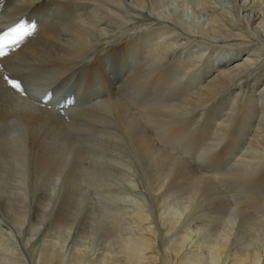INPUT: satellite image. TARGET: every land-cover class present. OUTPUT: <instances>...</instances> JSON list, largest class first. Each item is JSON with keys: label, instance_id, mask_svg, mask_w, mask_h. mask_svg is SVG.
I'll return each mask as SVG.
<instances>
[{"label": "bare ground", "instance_id": "bare-ground-1", "mask_svg": "<svg viewBox=\"0 0 264 264\" xmlns=\"http://www.w3.org/2000/svg\"><path fill=\"white\" fill-rule=\"evenodd\" d=\"M5 1L8 4L5 6V10L6 9L7 10L4 12L3 14L4 16L2 17L3 20L2 25L4 27H7L13 24L16 20H19L21 17L26 15V12L29 10H31L30 19H32L34 16H40V14L43 15L45 14L48 16L47 18L48 20H45L44 23L41 24L40 27L38 28L37 30L38 37L36 39L30 41L22 50L15 53L14 55L0 60V65H1L0 67V132L3 129H5V127L7 126L16 127L14 129L17 135L13 133V135L15 136L12 137V139L10 140L11 141L10 146H13V143L23 144L22 149H24L27 152L25 153L24 150H23L24 152H21V157H22V162L24 163V167L27 163L29 164L30 162L31 164L32 162V166L35 167L37 173H39L40 171H46L51 173L57 168L58 166L57 162L60 161V160L57 161L56 160L57 158L54 157L55 149L53 147L61 146L62 148L63 146L66 145L68 146L67 147L68 152L66 151L67 153L65 155L64 163L61 164L62 166L59 168L60 170L56 172L57 174L55 175L54 173V175L52 176V179L55 178V181L53 185L50 186V189L52 191L50 192L49 201L46 205V208L43 211V216L41 219L42 225L45 223H49V221L51 220L57 203L56 201L57 192L59 191L60 186L63 185L65 179H67L68 182V183L66 182V185H69L68 187L69 194H72L71 189H74V185L76 183L78 184V181L76 180L78 179V177H80L81 173H83V172H79L78 162L79 161L82 162L83 160V164H84L85 162L84 160L88 158L86 155L88 154L87 151L89 150V148L92 147L91 145L96 144V142H98L99 145L110 146L111 150H115V148L117 149V147H119L120 145L118 152L121 151L122 153L125 152V148H123L124 146L127 147L131 145L132 146L131 148L133 149V152L137 157L140 166L143 167L142 169H144V171H146L147 174L156 172L161 174V176H163L161 182L157 185L156 192L163 191L162 189H165V187H169L170 189L172 188L176 191L181 192L182 190L185 191L188 185H191L193 186V190H196L197 193H201V194L207 193V195L208 194L210 195L211 193H213V191H219L220 194H224V195L226 194L223 193L224 192L223 190L220 192L219 189L221 187L219 186V184L222 183L221 185H223V182L219 181L220 183H217L218 178L226 177L228 174L232 175L233 174L232 169L235 166H238L239 169V167H241L239 161L240 162L243 161V159L245 158V153H243L244 157L241 155L239 156L238 162H236L235 165H232L230 168H228L229 171L217 177L215 176L216 180H214L212 177L209 178L204 177L203 175H201L202 173L201 174L196 173L195 170L193 169V166H188L185 163L180 162V160H178L180 158L178 155L171 156V154H169L170 155L169 156V155H165V152L162 153L163 151L161 152V148L154 142L155 136H158V140H159L161 134H163V131L164 132L166 131L163 134L164 137L167 136V138L172 141H177L182 139L185 144L190 143L195 146L196 144L199 143V141H202L204 137L206 138L207 136H212L213 133V135L216 136L215 138L216 144L213 145L212 147L205 146L208 147L205 148V150H207L208 152L206 156H204L205 154L204 155L202 154V156L201 154L200 156L197 155V157L199 156L200 158L204 156L203 159L207 164V167L209 166L210 161H211L210 164L212 166L215 164V162L220 160L217 154H220L219 148L221 146L223 148L220 151H224L226 150V147L228 148L236 143L239 144L241 143L240 137L242 136L246 138L245 139L246 141H249L248 144H252V142L259 144L260 141L262 140V145L264 146V123H263L264 111L261 112L260 114L261 117L259 116L260 118H262V120L260 118H257L258 122L255 123L254 127L248 125V124H253L254 122L253 115L257 116V110H258L257 106L259 105V100L261 101V106H264V72L263 73L261 72L264 71V59H262V57L264 58V36L262 34L264 33V0H230V3L232 5L231 8H234L233 10L230 9L232 12L234 11V13H231V16H233L232 17L233 20L230 21L229 18L225 19L226 17L225 15L217 16L215 14L216 16L215 17L213 16L212 18L213 20L215 19V21H218L220 25L215 24L214 26H216V28L212 33L209 32L208 28L206 29V27L201 31L196 29L194 26L196 24L200 25L201 24L200 22H202L204 16L201 19L200 17L196 16L197 14H194L193 15L194 18H192L193 16L191 17V15L187 14L190 17L189 18L187 16L188 20H186V23L189 24L187 25L184 23L187 17L177 16L175 18H171L172 16L168 15L170 11L169 9L171 8H169L167 5L162 6V4L161 6H159L155 2L156 0H5ZM163 1L165 0H161V2ZM209 1L207 0L206 4H202L206 6L203 8L204 12H209L211 10L210 5H212L213 2L212 1L209 2ZM213 1H219V0H213ZM183 2L193 4L195 3V0H184ZM167 7L168 9H165ZM197 7L200 8V4H198ZM225 9L222 10L223 14H228L229 11H227V8ZM185 11L187 12V10ZM166 21L169 22L170 24L180 27L182 30H184L187 33L185 34L184 32L185 35H189L188 37H193V36L197 37L196 34L199 33L200 35L202 34L205 35V37H208L209 39L208 41L221 42L223 44H231V45L235 44V46L238 47L237 51H228V52L220 51V53L218 54H216L217 51H215L213 53L211 52L208 54L207 51L210 48H204L203 50H198L194 52V54L192 56H189L188 58L181 59V61L184 64L179 62L176 63V65H174L172 64L174 62V57H172V59L169 58L170 61H167L166 59H164L163 52H165L166 49L167 50L169 49L170 52L168 53L171 54L172 53L171 48H173L175 54L177 52V50L175 51V47L177 48L181 45L183 46L184 42L178 39L177 41L174 40L175 42L173 41L172 45H168V44H167L168 46L165 45L170 37L169 35L174 33V31L173 33H171L172 31L171 32L169 31L168 29L169 24L167 25L165 23ZM161 25H163L164 29L165 28L168 29L166 35H163L162 37H161L162 35ZM154 32L160 33L161 35L159 37H155V36L150 37V35H152ZM208 33L210 34V36H208ZM179 35L182 36V34L180 33ZM191 41H197V40H195V38H192ZM240 42H243L245 44H242ZM205 44H207V42H204V45ZM261 51L262 54L260 53L261 54L260 55L259 52ZM136 53L138 54L136 55ZM176 54L173 56H177ZM131 55L132 56L135 55L136 60L133 59ZM167 56L168 55H166V57ZM90 60H95V62L89 64L88 62H90ZM131 62L134 63V65ZM81 66L82 68H80ZM197 69L198 72L199 71L200 72L197 73L198 75H195L197 77L193 75L192 79H194V81L192 83V81L188 79V76L190 75V73L192 74L193 71H197ZM71 73H72V77L77 74H81L83 75L84 80L86 79L87 82L89 81L88 83L89 85H86L87 87H85V89L88 91H86L85 93H89V91L92 90L93 93L87 99L90 102L89 104L86 105V107L88 106V108H86L85 111H79L77 107H69V108L63 107L62 110L61 108L58 110L59 107L49 108L50 104H46V105L41 104L40 100L36 97V94L38 92L37 90L40 89L42 92H45L47 88H51L49 86L54 87L59 82L63 83L64 81H67L66 83H69V80L66 79ZM6 75H11L12 77L23 80L25 82L26 85L25 92H27L28 94L27 98L22 97L21 93L6 85L4 81V77ZM238 75H241V77H238ZM199 86L200 87L202 86L201 88L202 90H199L200 89ZM194 87H196L198 91L193 92L192 90ZM182 90L184 91V93H182ZM187 91L188 92L191 91L193 94L190 97L192 101H190V98L188 97L190 102L187 103V105L197 107L198 104H200L199 106L200 109H202L201 104L203 103V101L207 99L209 102L208 105L214 108L213 104L216 101H218V99H220L222 95L226 94L229 91H231L232 93L237 91L238 93L235 97H233L232 99L233 102L230 103L229 105L227 103H224V105L221 106L223 104L222 103L221 105L216 107L218 111L217 110L212 111L210 110L209 107L206 108V106H208L206 105L205 113L201 115V118L202 116L203 118L197 123H195L196 122L195 119L193 121L191 120L192 122L195 121L194 122L195 126H193L194 125L193 123L192 124L188 123L191 124V126L193 127L188 128L178 125L172 128L171 125L169 126L167 125L165 127V130H161V126H162L161 125V126H157V128L155 129L156 134L155 133L149 134L148 133L150 129L149 125L151 123H149L147 116H145L146 108L147 110L150 108L152 112H155L153 120L154 123H157L158 122L157 114L158 113L160 114L159 111L161 110V105L172 101H174L175 104V101H177L180 96L182 97V94L184 95ZM248 92L252 93V96L251 95L249 96H251L250 102L251 104H253L254 109H250V107L252 106L250 107L248 106L247 108L246 105H243L245 104L244 103L245 101L243 100L244 94ZM79 93H81V88L79 89ZM190 93L187 94L189 95ZM103 101L104 104L102 103ZM163 106L164 105H162V107ZM169 106L171 107V105H168V107ZM173 106L174 105H172V107ZM228 106L229 109L224 111L225 108L227 109ZM184 109H187V107ZM243 110L245 111L244 113ZM166 111L168 110H165V112ZM60 112H63L64 115L68 116L69 118L66 119L65 116H63ZM175 112L177 111L175 110ZM175 112L174 114H179V112L178 113ZM130 113L133 115L132 117H130L131 115ZM188 113L190 115L191 112L189 111ZM192 113L194 114V112ZM155 115L157 119L155 118ZM183 115L186 114H182V116ZM134 116L135 118H138V124L137 122L134 121L135 119ZM215 116L216 117L218 116L219 118L218 117L215 118ZM189 117L190 116H188V118ZM159 118L161 119L162 117L159 116ZM190 118H194V117H190ZM213 119L215 123L212 122ZM143 124L145 126H143ZM213 124L216 127H218L217 130H213ZM247 126L249 127L251 126V129L249 130L248 127V129L245 131V128ZM234 131L237 132L236 136L238 137V140L237 138L234 137ZM109 138L112 139V141H115V143L110 142L112 145H108L107 143L109 142V140L106 139ZM1 141L2 140H0V146L1 145L3 147L9 146V142H5V140L3 142ZM178 142L180 143V141ZM224 143H226V145ZM205 145H209V144H205ZM167 147L169 148V146ZM63 150L65 151L64 147ZM82 150H84V152H82ZM244 151L249 152L248 150L247 151L244 150ZM126 152H128V150ZM166 154L168 153L166 152ZM262 158H264V156ZM262 163H263L262 168H264V159L259 162V164L261 165ZM80 164L83 167V164L82 163ZM71 166L73 167V169L71 170L70 176L67 175L64 176L67 169L69 167L72 168ZM242 167L246 169L244 165ZM246 167L248 168V164L246 165ZM256 167L257 166H255V168ZM238 169L236 168L235 170L238 171ZM251 170L254 169H252L251 167ZM252 172L253 171H251V173ZM258 172L255 173L258 174ZM248 173H250L249 170ZM114 175L118 176L119 174L117 175L116 173H114ZM70 177L71 179L69 180ZM75 177H77V179ZM253 177L254 176L250 178ZM256 177L258 178V176ZM119 178L118 180L120 181L121 179ZM245 182H246L245 180L242 181V179H237L234 181H230V183L228 184L231 185V188L233 190L235 189L234 191L237 190V192H240L242 190L246 191V189L249 190L248 189L249 187L245 185L247 182L246 183ZM174 190H172V192L170 190V192L173 193ZM230 192L231 191H229V194H232ZM219 193L217 192V194ZM156 194L158 195L160 193L157 192ZM189 194L190 193L188 192L187 195ZM215 196L218 195L215 194ZM191 197L195 199L199 196L194 192ZM223 199L225 200V197ZM229 199H233V198H229ZM235 199L236 198H234L233 200ZM244 199H247L246 195ZM68 201L69 200L66 199L64 203ZM217 201L219 200L217 199ZM70 204L72 203L70 202ZM84 204H86L85 201L82 202L80 206L82 207V205L84 206ZM224 206L225 205L223 204L222 207L224 208ZM65 207L67 208L68 204L65 205ZM236 207L233 208V211L234 209H236L237 211L240 210L239 208ZM256 208L258 209V207ZM63 209H61V212H64ZM258 210H260V208ZM219 212L221 213V211ZM222 212L224 213V211ZM62 214L59 213L58 217L56 216L58 218L56 219L57 222L62 221L61 220L63 217ZM78 214L81 215V212L78 213L77 211V213H75L71 217L72 222L70 223V225H68L69 226L68 229L71 231L75 228L76 225H78L80 221V218H77L79 216ZM135 214L136 215L134 217V220L140 221L139 224H141L142 226H140L139 224L138 225L140 226L141 230H143V231L139 230L141 231L142 234L141 237L139 236L138 237L140 239L146 240L148 242V245L151 246L150 243L156 242L155 235L151 233L152 230L147 225V223L150 222L151 220L149 221L150 218L148 216L145 217L144 215L142 216L139 213H135ZM210 214H212V212ZM26 215L27 214L24 213L23 217L25 218ZM209 218L211 217L209 216ZM244 218L245 219H243L242 222L241 221L240 222L245 227L246 226H249V228L251 227L252 231L254 230L256 231L258 229V231L260 230L261 232L262 231L264 232V224H263L264 222L262 223L261 221H257L256 218L253 219L249 216ZM232 219L228 222V224H226V228L228 227V230L226 229L227 236L225 240H221L223 239V237H221V239H217V241H214L212 243L211 248H208V250H210L208 253L209 255L208 258L211 259L210 264H220V261L228 254V245L232 241L231 239L232 232H234L236 228L235 224L237 223V220H232ZM223 220L224 219H222V222ZM155 233L156 232H154V234ZM188 235L191 234L188 233ZM184 238H188V236H185ZM88 239L89 238H87L86 240L88 241ZM137 244L138 243L136 242V246ZM60 245L61 244H58L57 242L56 244L55 243L52 244L53 247H58L59 249L61 248ZM251 245L252 244L246 246L244 250H242L241 247H240L241 249L239 248L240 250L239 249L234 250L231 254L232 255L231 264H264V253L261 251L262 248H259V246L257 248V246L255 247ZM152 246L149 247V249H151ZM202 246L203 245H201V247ZM205 246H203V248ZM46 249L49 251V248ZM85 250L87 249L85 248ZM85 250H79L78 256L80 255L81 252L83 253L82 255L85 256L84 254ZM138 251L140 252V250ZM49 253L47 254V257L52 258V255L51 254L49 255ZM92 253H94V251ZM74 255L76 256V254ZM120 255L122 254H119V256ZM129 256H132V254L129 253ZM81 257L83 256H80V258ZM199 258L202 259V257ZM227 259H229V257H227ZM45 260L47 264H50L54 261V258L50 259L49 261L48 258H45ZM141 260L142 259L140 258V261ZM199 260H197V262L199 263L204 261V260L203 261H199ZM142 264H146V263H142ZM204 264H209V263H207L206 261Z\"/></svg>", "mask_w": 264, "mask_h": 264}, {"label": "rangeland", "instance_id": "rangeland-1", "mask_svg": "<svg viewBox=\"0 0 264 264\" xmlns=\"http://www.w3.org/2000/svg\"><path fill=\"white\" fill-rule=\"evenodd\" d=\"M183 1L184 0H178V1L175 0L174 2V0H165L163 1L164 2L163 3L161 2V0H156L155 2L159 6H161L162 4V6L167 5L169 8H171L169 9L170 11L168 14L172 16L171 18H175L177 16L187 17L188 16L187 14L191 15V17L194 14H197L196 16L200 17L201 19L204 16L202 22H200L201 23L200 25L198 24L194 25L196 29L201 30V31L206 27V29L208 28V31L212 33L216 28V26L214 25L215 24L220 25L218 21H215V19L213 20L212 18L213 16L215 17L216 15L217 16L225 15L226 16L225 19L229 18L230 21L233 20L232 18L233 16H231V13H234V11L232 12L231 10H233L234 8H231L232 5L230 3V0H219V1L210 0L213 2L212 5L214 6L210 5L211 10L209 12H204L203 8L206 6L202 5V4H206L207 0H195V3L193 4H189ZM221 1H224V2H221ZM226 1L227 2L229 1V2L227 3ZM198 4H200V8L197 7ZM219 6H222V7H219ZM168 7L165 9H168ZM212 7L214 11L216 12L213 11ZM225 8H227V11H229L228 14H223L222 10H224ZM185 10H187L188 13ZM188 17L187 19H185V22H184L187 25H189L188 23H186V20H188ZM192 18H194V16ZM211 21L213 24L211 23ZM165 23L167 25L169 24L168 25L169 27L168 26L166 27H168L170 32L172 31L171 33H173L174 31L173 34L169 35L170 37L167 40L165 45L167 44L172 45L173 41L174 40L177 41L178 39L182 40V42H184V44L186 45L185 46L183 44V46L181 45L177 48L175 47V51L177 50L176 52L177 54L176 53L175 54L177 56H173L175 55L173 48H171V51H172L171 54L168 53L170 52L169 49L168 50L166 49L165 52H163L164 59H166L167 61H170V59L174 57V62L172 63L174 65H176V63H179V62L183 63L181 59L188 58L189 56H192L194 52L198 50H203L204 48H210L207 51L208 54L211 52L213 53L215 51H217L216 54L220 53V51H225V52L237 51L238 47L235 46V44L231 45V44H223L221 42L208 41L209 40L208 37H205V35H202V34L200 35L199 33L196 34L197 37H194V36L188 37L189 35H185L187 33L184 30H182L180 27L170 24L167 21ZM165 29L163 25H161L162 35L160 33L154 32L152 35H150V37H153V36L159 37L160 35L162 37L163 35H166L168 29L167 30ZM177 32L182 34V36L179 35V33ZM262 34L264 36V33ZM208 36H210L209 33H208ZM192 38H195V40L197 41H191ZM204 42H207L208 45L207 44L204 45ZM240 43L245 44L243 42H240ZM260 53L262 54V51L259 52V54ZM166 55L168 56L166 57ZM262 59L264 58L262 57ZM199 72H198V69L197 71H193L192 74L190 73V75L188 76V79L192 81L193 83L194 81V79H192L193 75L194 76L198 75L197 73ZM261 72L263 73L264 71H261ZM238 77H241V75H238ZM194 88L192 90L193 92L198 91L196 87ZM199 88H200L199 90H202L201 89L202 86L201 87L199 86ZM190 92L187 91L184 95L182 94V97L180 96L178 98L179 101L176 99L178 102L175 101V104H174V101L166 103L167 105L162 104L164 106L162 107L161 105V110L159 111L160 114L159 113L158 114L163 119L162 118L160 119L158 114H157V117H158L157 119L155 115V118L158 121L157 123H154V120H153L155 112H152L150 108H149L150 110L149 109L147 110L146 108L145 116H147L149 123H151L149 125L150 129L148 133L156 134L155 129L157 128V126H161V125H162L161 130H165V127L167 125L168 126L171 125L172 128L178 125L188 127V128L193 127L195 126L194 124L195 121H196L195 123H197L203 118V116L201 118V115L205 113L206 108L209 107L210 110L216 111L217 110L216 107H218L222 103L223 104L221 106H223L224 103H227L229 105L230 103L233 102L232 100L233 97H235L238 93L237 91L233 93L229 91L226 94L222 95V97H220V99H218V101H216L213 104L214 108L208 105L209 102L207 99L203 101V103L201 104L202 109H200L199 108L200 104H198L197 106L198 108L196 106L187 105V103L192 101L190 97L193 94L192 92L191 93ZM182 93H184L183 90H182ZM187 93H190L189 94L190 96ZM249 95L252 96V93L248 92L244 94L243 100L245 101L244 102L245 104L243 105H246L247 108L248 106L249 107L252 106L250 107V109H254L253 104H251L250 102L251 96ZM184 96L187 98H185ZM188 97L190 98V101ZM181 98H182V101H181ZM205 102L206 103L208 102V103L206 104ZM102 103L104 104V101ZM168 105H171V107L170 106L168 107ZM172 105L174 106L176 105L175 106L176 108L174 106L172 107ZM166 107H168L169 109ZM183 107L184 108L187 107V109H184ZM257 107H258L257 116L253 115L254 116L253 124H248L253 127L255 123L258 122L257 118L261 117L260 116L261 112L264 111V106H261L260 100H259V105ZM84 108L86 109L88 108V106L86 107L85 105ZM171 108H172V111H171ZM228 109H229V106L227 107V109L225 108L224 111ZM165 110H168V111L165 112ZM175 110L177 112H175ZM189 111L191 112L190 115L188 113ZM174 112L175 113L179 112V114H174ZM192 112H194V114ZM244 112L245 111L243 110V113ZM182 114H186V115L182 116ZM187 115L190 117H194V118L189 117L190 118L189 120ZM132 116L133 115L131 114L130 117ZM217 117L215 116V118ZM165 119L167 122L165 121ZM194 119L195 121L192 122ZM260 119L262 120V118ZM134 121L137 122L138 124V118H135ZM212 122L215 123L214 119L212 120ZM212 122H211V125H212ZM167 123H170V124H167ZM188 123H191V124L193 123L194 125L191 126V124H188ZM143 126L145 125L143 124ZM251 126L250 127L247 126L245 128V131L248 129V127L250 130ZM14 128L16 127L7 126L5 127V129H3L0 132V140H2L1 142H3L4 140L5 142H9V146H4L5 148L2 145L0 146V175H1L0 176V186H3V187H0V264H47L45 258H48V261L54 258V261L50 264H93L94 262H95L94 264L96 263L97 264H133V262L134 264L136 263L137 264H142V263H146V264H198L199 262H197V260L199 259H200L199 261L204 260L203 262H200L199 264L201 263L204 264L206 261L207 263L210 264L211 259L208 258L209 256L208 253L210 250H208V248H211L212 243L214 241H217V239H221V237H223V239L221 240H225L227 236V230H228V227L226 228V224H228V222L232 218H233L232 220H237V223L235 224L236 228L234 232H232V236H231L232 241L228 245V254L227 256H225L226 258L224 257L220 261V264L221 263L231 264L232 263V259H231L232 252L234 250H238L240 247L242 248V250H244L246 246L250 244H252L251 246H255V247L257 246V248L259 246V248H262V250L261 249L260 250L264 253V232L263 231L261 232L260 230L258 231V229L256 231L255 230L252 231L251 227L249 228V226H246L247 227L246 228L243 224H241L242 220L245 219L244 217H248V216L253 219L256 218L257 221H261L262 223L264 222V216H263L264 215V212H263L264 210V202H263L264 201V168H262L263 163L262 165L259 164V162L264 159L262 158L264 156L263 155L264 146L262 145V140L260 141L259 144H256L255 142L254 143L252 142V144H248L249 141H246L245 140L246 138L242 136L240 137L241 143L239 144L236 143L228 148L226 147V150L224 151H220L223 148L221 146L219 148L220 154H217L220 160L218 159L219 161L215 162V164L212 166L211 164H209L208 166L209 168H208L207 166H203L201 162L204 161L203 157L206 156V154H208L207 150H205V148H208V147H205V146L212 147L213 145L216 144L215 143L216 136H214L213 133H212V136H207L206 138L204 137V139H202V141H199V143L196 144L195 146L190 143L185 144L182 139L177 140V141H172L168 139L167 136L164 137L163 134L166 131L165 132L163 131V134H161V137L159 138V140H158V136L154 137V142L161 148V152L163 151L162 153L165 152V155L171 154V156L178 155L180 157L178 159L180 160V162H183L188 166H193V169L195 170L196 173L198 174L202 173L201 175H203L204 177L206 178L212 177L214 180H216L217 176L222 175L226 173L227 171H229L228 168H230L232 165H235L236 162H238L239 156L241 155L244 157L243 153H245V158L244 159L242 158L243 161L242 162L239 161V163L241 164L240 165L241 167H239L240 170L238 169V166H235L232 169V172H233L232 175L228 174L226 177L218 178L217 183L223 182V185H221L222 183L219 184V186L221 187L219 189L220 192L223 190L224 191L223 193H226L227 195L220 194L219 191H213L214 194L211 193L213 195L211 194L207 195V193L205 194L197 193L196 190H193V186L191 185H188L185 191L182 190L181 192L176 191L172 188L170 189L169 187H165V189H162L163 190L161 191L162 193L157 191L158 193H160L157 195L156 188H157V185L161 182L163 176H161V174L156 173V172L147 174V172L144 171V169H142L143 167L140 166V163L137 157L135 156L133 149L131 148L132 147L131 145L127 146L130 149L124 146L123 148H125V152L122 153L121 151L118 152L120 145L119 147L116 146L117 149L115 148V150H111L110 146L99 145V143L96 142V144L91 145L92 147L89 148V150L87 151L88 154L86 155L88 158L84 160L85 161L84 164H83V160L82 162L81 161L78 162L79 172H83V173H81L78 179L77 177H75L77 179L76 181H78V184L76 183L74 185V189H71L72 194H69V188H68L69 185H66L67 179H65V181L63 182V185L60 186L59 191L57 192V196H56L57 203H56L55 211L53 212V216L51 220L49 221V223H45L42 225L41 219L43 216V211L46 208V205L49 201L50 192L52 191L50 189V186H52L55 181V178L52 179V176L54 175V173L55 175L57 174L56 172L60 170L59 168L62 166L61 164L64 163L65 155L68 152V148H67L68 146L67 145L63 146L65 151L63 150V147L61 148V146L53 147L55 149L54 157L57 158L56 159L57 161L60 160L59 162H57L58 166L53 172L50 173L46 171H40L39 173H37L35 167L32 166V162L31 164L30 162L29 164L27 163L28 166L26 164L24 167V163L22 162V157H21V152L25 151L24 149H22L23 144L13 143V146H10L11 145L10 140L12 139V137L17 135ZM217 128L218 127H216L213 124V130H217ZM13 133H15V135H13ZM236 134L237 132L234 131V137L237 138L238 140V137L236 136ZM106 140H109V142L107 143L108 145H112L110 142L115 143V141H112V139L110 138ZM178 141H180L181 144ZM169 142L172 144H170ZM205 144H209V145H205ZM224 144L226 145V143ZM167 146H169V148ZM175 147L176 148L178 147V148L176 149ZM180 149L181 151L183 150L184 151L181 152ZM61 150H62V153H61ZM127 150L128 152H126ZM169 150H170V153H169ZM244 150L246 151L248 150L249 152H245ZM82 152H84V150H82ZM166 152L168 154H166ZM25 153L27 152L25 151ZM200 154L201 156L202 154L203 155L205 154V155L200 158L199 157ZM197 155L199 156L197 157ZM246 156L249 158V160L250 159L251 160L249 161ZM80 163L83 164V167ZM247 164H248V168L246 167ZM243 165L247 170L242 167ZM254 165L257 167L255 168ZM251 167L254 170H251ZM69 168L67 169L64 176L65 175L70 176V173L73 167L70 169ZM236 168L238 169V171L235 170ZM248 170L250 173H248ZM251 171L253 172L251 173ZM254 171L256 173L258 171L259 172L258 174H256ZM217 172L218 173L220 172V173L218 174ZM114 173H116L117 175L119 174V175L116 176L114 175ZM252 176L254 177L250 178ZM256 176H258V178ZM118 178L121 180L119 181ZM122 178L124 181L122 180ZM70 179L71 177L69 178V180ZM126 179H127V182H126ZM237 179H242V181L245 180L247 182V183L245 182L246 183L245 185L249 187L248 188L249 190L246 189V191L242 190L240 192H237V190L234 191L235 189L233 190L231 188V185L228 183H230V181H234ZM121 182L122 183L124 182L125 184L124 183L122 184ZM133 182L135 183V185ZM170 190L171 192L172 190H174L175 192L173 191V193H171ZM229 191H231L230 193L232 194H229ZM188 192L190 193L189 195H187ZM194 192L195 194H198L199 197L193 199L191 196ZM217 192L219 194H217ZM237 193L238 194L240 193V194L238 195ZM115 194L118 196H116ZM215 194L218 196H215ZM245 195L248 200L244 199ZM222 196L225 197V200L223 199L224 197ZM237 197H238V200H237ZM239 197L240 198L243 197V198L240 199ZM229 198H233V199L236 198V199L233 200ZM66 199H68L69 201L64 203ZM217 199L219 201H217ZM221 200H224V201H221ZM84 201L86 202V204H84V206L82 205L81 207L80 204ZM70 202L72 204H70ZM67 204H68V207L66 208L65 205ZM223 204L225 205L224 208L222 207ZM231 207H232V210H231ZM235 207L239 208L240 210L237 211L236 209H234L235 211L234 213L233 208ZM256 207H258V209L260 208V210H258ZM61 209H63L64 212H61ZM251 210L253 213L251 212ZM77 211L78 213L81 212V215L78 214L79 216L77 217V218H80V221L78 225H76L75 228L71 231L68 229L69 227L68 225H70V223L72 222V218H71L72 215L77 213ZM219 211H221V213ZM222 211H224V213ZM211 212L212 214H210ZM24 213L27 214L25 218L23 217ZM59 213L61 214L63 213L62 214L63 217L61 219L62 221L57 222L56 219H58L57 217ZM135 213H139L140 215L142 216L144 215L145 217L148 216L150 218L149 221L151 220L150 222H148L149 224L147 223V225L152 230L151 233L155 235V239H156V242L150 243L151 246L153 245L151 249H149V247L151 246L148 245V242L146 240L139 238L141 237V234H142L141 231L143 230H141L140 228V226H142L141 224H139L140 221L134 220V217L136 215ZM141 213H144V214H141ZM209 216L211 218H209ZM222 219H224L223 222H222ZM215 224L216 225L219 224L220 226L217 225L216 227ZM154 232L156 233L154 234ZM134 233H137V234H134ZM188 233L191 235H188ZM185 236H188V238H184ZM87 238H89L88 241L86 240ZM89 240H90V243H89ZM86 241L88 242V244ZM56 242L58 244H61L60 249L58 247L52 246V244L53 243L56 244ZM136 242L138 243L137 244L138 247L136 246ZM127 244L129 247L127 246ZM82 245L84 246L86 245V246L84 247ZM201 245L203 246L207 245V246L203 248V246L201 247ZM46 248H49V251ZM85 248L87 250H85ZM79 250H85L84 254L87 258L84 255H82L83 254L82 252L78 256ZM90 250L91 251L93 250L94 253H92L93 251L91 252ZM138 250H140V252ZM127 251L131 253L132 256H129V253ZM48 253L49 255L50 254L52 255V258L47 257ZM74 254H76V256ZM119 254H122V255L119 256ZM80 256H83V257L80 258ZM199 257H202V259ZM227 257H229V259H227ZM140 258L142 259L141 260L142 262L140 261Z\"/></svg>", "mask_w": 264, "mask_h": 264}, {"label": "snow or ice", "instance_id": "snow-or-ice-1", "mask_svg": "<svg viewBox=\"0 0 264 264\" xmlns=\"http://www.w3.org/2000/svg\"><path fill=\"white\" fill-rule=\"evenodd\" d=\"M21 27H23V26H21ZM14 31H18V30H14ZM21 35H23V34H21ZM4 47L7 48V45L5 44ZM2 55H4V52L2 50H0V56H2ZM8 82H9L10 86L13 89L23 90L22 89V85H21V83L19 81H17V80H9ZM47 99L50 101L51 97L48 96Z\"/></svg>", "mask_w": 264, "mask_h": 264}]
</instances>
